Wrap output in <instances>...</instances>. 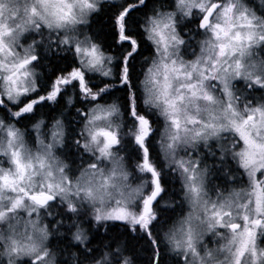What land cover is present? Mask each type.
Returning a JSON list of instances; mask_svg holds the SVG:
<instances>
[{"label":"snow or ice","instance_id":"1","mask_svg":"<svg viewBox=\"0 0 264 264\" xmlns=\"http://www.w3.org/2000/svg\"><path fill=\"white\" fill-rule=\"evenodd\" d=\"M144 5L145 0H126L114 6L117 43L130 49L123 55L118 73V82L132 88L127 111L122 113L116 103L100 102L111 95V80H101L102 86H97L89 75L112 77L106 65L113 57L106 56L94 39L79 40L73 35L78 25L87 23L89 13L96 11L97 0H24L22 14L19 0H0V109L18 123L42 104L58 102L71 88L78 99L91 105L82 114L80 135L83 149L93 156V162L73 182L66 174L68 166L54 154L56 146L63 143L61 120L52 124L50 142L38 139L39 150L33 154L25 132L0 119V164L9 165L7 169L0 166V224H8L6 231L0 229V245L8 264H18L21 257H28L29 264H55L47 247L50 232L42 225L41 210L57 198L67 203L71 213L78 212L77 200L86 202L94 209L96 221H124L132 231L139 229L144 236L152 237L158 220L154 207L163 191L162 173L150 149L155 132L152 121L140 110L134 86L130 85V62L139 44L129 34V19ZM194 9L201 13L198 27L208 38L203 41L200 56L190 63L173 58L185 44L177 32L175 12L156 13L144 25L146 38L155 45L159 60L153 61L141 82L143 103L164 118L161 148L180 171L184 198L199 213L182 220L167 236L174 249L193 257L192 264H217L218 254H225L219 264H264V248L258 244L264 238V104L241 107L240 97L233 91L234 81L241 79L249 87L264 89V61L250 62L253 49L264 45V16L250 15L242 0H177V10L184 17L191 16ZM44 29L63 32L62 39L57 37L58 46H69L78 63L70 70L62 69L40 94L35 72L40 42L34 40L24 47L21 37L29 32L43 36ZM212 81L222 85L226 102L213 94L218 86ZM68 103H72V97ZM121 115L126 118L124 123L118 122ZM42 123L34 126L37 131ZM227 131L236 133L243 144L239 151L235 150L239 143L233 146V158L247 173L250 185L248 190L211 201L205 199V170L191 159L177 161L175 153L181 145L195 147L200 141L207 144ZM124 137L139 151L137 170L147 178L135 188L129 183L130 174L117 147ZM105 162L111 167H101ZM148 188L151 191L145 194ZM21 210L29 217L22 229ZM218 229H226L230 238L220 248L209 249L201 256L203 235H220ZM74 238L86 239L79 232Z\"/></svg>","mask_w":264,"mask_h":264},{"label":"trees","instance_id":"2","mask_svg":"<svg viewBox=\"0 0 264 264\" xmlns=\"http://www.w3.org/2000/svg\"><path fill=\"white\" fill-rule=\"evenodd\" d=\"M170 0H145V5L138 11L134 12L129 19V34L133 35L139 44L137 52L134 54L130 62L131 80L130 85L134 86L137 102L142 112H146L155 130L154 135L150 141V149L152 153L153 161L158 164L162 173V188L163 191L158 197L161 203L155 205V211L158 215V220L155 222L153 228L152 237H146L137 229L131 230V225L119 221L110 220H95V211L85 205H77L79 209V217L77 220L73 218V214L67 210V203H61L56 209L54 214L56 221L52 224L49 223V238L47 241V247L51 251L54 257L55 264H186L182 256L177 251L172 250V243L169 242L167 236L172 225L183 217L185 211L184 189L183 182L180 173L175 167L168 163L163 157L161 147L159 146L160 140L157 139V134L161 129L162 120L156 110L147 108L143 102L142 92V74L145 63V57L152 54V47L149 40L146 38L142 25L146 22V16L151 12L157 10L160 7H166ZM248 2L254 0H247ZM258 4L264 5V0H258ZM126 0L119 3L106 1L101 3L99 9L90 17L89 24L92 36L102 46V50L107 54H112L117 57V63L113 65V77L103 78L98 74L92 76L91 83L93 85L102 86L101 80H111L112 87L110 89L111 95L105 97V102H116L121 107V111L126 112L128 107L129 96L131 94V87H124L118 82V73L120 61L123 54H126L128 46L117 44V35L114 29V19L117 7L121 4H125ZM127 2H129L127 0ZM117 6V7H114ZM262 15L264 16V6ZM181 32H183L181 30ZM123 52V53H122ZM116 53V54H114ZM44 63L47 64V75L43 77L45 83H50L55 78V73H61L62 69L68 70L69 66L76 65V59L70 58L68 55L57 57L56 52L49 53ZM54 55V56H53ZM92 74H90L91 76ZM78 99V98H77ZM65 104V103H64ZM63 100L61 99L60 105L55 111V107H51L48 104H42L36 109L38 114L44 115L45 110L48 112H56L57 114L64 116L66 119L67 136L65 139L64 149L73 152L76 157L74 160L69 156L68 161L80 160L83 151L82 148H78L77 144L69 146L71 124L70 115L67 114V107L62 110ZM80 108L85 109L83 102L79 103ZM9 108V104H7ZM69 115V116H68ZM0 118L9 121V112L4 109L0 111ZM126 118L124 117V120ZM19 127H23L24 131H28V125L18 124ZM127 131V128L124 129ZM126 150L130 151L125 155L127 160V168L131 170L129 165V159L134 156L137 151L130 147L131 143L127 140ZM208 152V151H207ZM206 152V153H207ZM205 157V156H203ZM206 157H208L206 155ZM209 158V157H208ZM230 159V158H228ZM205 161V159L203 158ZM67 161V162H68ZM211 162V166L208 167V184L212 192L216 189V192H226L231 187H237L236 182L240 179L245 180L244 170L239 166L230 165L234 169L229 173H223L220 171H214L213 166L214 159L211 158L208 163ZM206 163V165L208 164ZM215 172V173H214ZM235 179V181H234ZM242 185V184H241ZM244 186V185H242ZM240 187V185L238 186ZM82 234L86 239L83 241H77L74 237L78 234ZM155 241V242H152Z\"/></svg>","mask_w":264,"mask_h":264},{"label":"rangeland","instance_id":"3","mask_svg":"<svg viewBox=\"0 0 264 264\" xmlns=\"http://www.w3.org/2000/svg\"><path fill=\"white\" fill-rule=\"evenodd\" d=\"M106 1L119 3V2H123L125 0H97L96 11L99 9L101 3H105ZM128 1H129L128 3L135 2V0H128ZM258 2H259L258 0H254V2H252V1L248 2L247 0H242V6L248 10V13L250 15L254 14L256 17L259 18V17L263 16L261 14L262 11H260V10H263L264 5L258 4ZM23 6H24V0H19V7L21 9V14L23 11ZM165 6L166 7H163V8L160 7L157 10L151 12L149 15L146 16L145 20H147L149 17L153 16L156 13L175 12L176 20H177V25H176L177 26V32L179 33L180 37L183 40H185V44L180 46L178 57L174 56L173 58L174 59L178 58L180 60H183L185 63H190V62L194 61L198 56H200L203 41H205L208 38V35L205 34V31L198 27L201 13L199 12V10L194 9L193 14L191 16L184 17L182 15V13H180L177 10V0H170L167 4H165ZM95 12L89 13V15L87 17V23L86 24H82V25L77 26V32L74 33L73 35L76 38H78L79 40H84L85 38L95 40V37H93L92 33L89 32L90 28L87 27V26H89V24L92 23L89 20H90V17L93 16ZM144 25L142 26L143 30H144ZM181 30L183 32H181ZM145 35H146V33H145ZM58 36L62 39L64 36V33L63 32H52V33H50L49 30L44 29L43 30V36H41V35L36 34L34 32H29V33H25L24 36L21 37V44L24 47H27L28 45L32 44L34 40L40 42V46L37 48V52L39 53L40 56L45 55V54L48 55L49 53H51V51H52L51 48H53V46H54V50L61 49L60 52L62 54L68 55L72 59L73 58L76 59V61L78 63V57L75 56L73 51L69 50V46L62 45V44H60L58 46V44H59V41L57 40ZM95 42H97V41L95 40ZM149 42H150L151 47H152V54L147 55L144 59L146 65H144V69H143L144 71L142 74L141 82L144 80L146 70L152 65L153 61L159 60V56L156 52L155 45L151 41H149ZM117 44H119V43H117ZM49 45H50V47H49ZM17 50L21 51V49H17ZM105 55L106 56L110 55L113 57L112 62L110 64L106 65V68H111V70L113 71V65H114V63L115 64L117 63V57L115 55H111V54H107V53H105ZM122 59H123V56H122ZM261 61H264V45L257 46L253 49L252 59L250 62L259 63ZM39 65H40V63H37L35 66V72H36L37 76H38L39 70H40L38 68ZM73 66H76V65L74 64ZM94 75L95 74H92L91 76H94ZM211 83L218 86L217 90L214 91L213 94L219 100H223L226 102V97H224L222 95V85H219L218 81H212ZM37 84H38V80H37ZM50 84H51V82L46 85L47 86L46 89H48V86ZM141 85H142L143 100H144L145 99V92H144V87H143L142 83H141ZM46 89H45V91H46ZM233 91H234L236 96L240 97L239 103H240L241 107H243L246 104H251L253 107L259 106L260 104H264V89L260 88L259 86L249 87L248 82L245 80L241 79V80L234 81ZM69 97H72V103L74 101H76V102L78 101V103L83 102L85 105V109L76 108L75 116H73V119L76 120V122L71 124L72 128H70V133L72 134V136H71L70 142L68 144L69 146H71V144L72 145L77 144L78 148H82L84 155H82V157L79 158L80 160L75 161V165L73 164L74 161H68L69 159L67 156L72 158V160H74L76 157H74L75 154L73 152L71 153L69 150L64 149L65 139H66L67 132H68L66 129L65 120H63V128H64L63 143L56 146V148L54 149V154L64 164H66L68 166V168L66 170V174L70 176V178L73 180V182H75L76 178L80 175L83 168L87 167V165L89 163L93 162L92 153L86 152L82 147L84 140H83L82 136L80 135L81 129H82L83 123H84L82 114L88 108H90L91 105H89L82 98L77 100L76 93L71 88H69L64 93V96L62 97V99H64V98L67 99V103H68ZM4 99L6 100V97ZM25 102H27V101H25ZM100 102L105 103V100L100 101ZM48 103L51 104L53 102H48ZM64 103H66V100H64ZM107 103L111 104V103H116V102H113V101L109 102L108 101ZM144 106L147 108H150L149 106H147L145 104H144ZM121 112L123 113V111H121ZM157 113H158V111H157ZM71 117H72V115H71ZM160 117L162 120V124H161V129L159 130V132L157 134V139L160 140L159 146L161 147V142L164 139L162 134H163L164 129H165V121H164V118L162 116H160ZM61 118H62V116L58 117L56 115V116H53V118L51 120L50 119H47V121L46 120H40L39 122L43 121V123L40 124L39 131H37L36 128L34 127L39 122L36 124L30 125L28 127V129H29L28 131L22 130L26 134V141H27L28 147L31 149L33 154H36V152L39 150L38 139H43L45 141V143L50 142L52 124L57 119L62 121ZM118 122L124 123V116L123 115H121V117L118 118ZM6 123L15 124L14 122H11V121H8ZM15 126H16V124H15ZM17 128L21 129L20 127H17ZM128 139H129L128 137H124V142L117 147L119 150V155L121 157H123L124 166H125L126 170L128 171V173L130 174L129 175V183H130L131 187L135 188L137 186L143 185L147 178L144 176V174L140 173L137 170V165L140 162V153L137 150L136 146L132 143H131L130 147L137 152L134 156H131L129 159V165H131V170H128V168H127V160H126L125 155L130 153V151L126 150V146H127L126 142ZM77 141H79V144L77 143ZM237 143H239V147H237L235 150L239 151L240 147H243V144H242V142L239 141L238 135L232 131H227V132L221 133L219 138L210 139L207 142V144H205L204 141H200L195 145V147H193L192 145H181L180 147L177 148L176 153H175V159L177 161H179V160H190L191 159V160L197 161L198 166L201 169L205 170V191L207 193L205 199H209L211 201L222 200L224 198L229 197L234 192H240V191H244V190L249 189L250 181H249V178L247 176V173H245V172H244L245 180H242V179H240V181L236 180L238 186L240 185V187L233 186L229 190H227L226 192H221V191L216 192L217 188H215L214 192H212V190L210 189V186L208 184L209 179H208V168H207V166L208 167L211 166V162L208 163L209 160H211V158L214 159V162H213V166L215 167L214 171L229 173L230 170L234 169L233 167H229L230 165L239 166L238 161L233 158V146ZM161 151H162L163 157H165V159L168 161V163L171 164L169 162L170 158H167L165 156V153L162 150V148H161ZM206 155L209 158L206 157ZM203 156H205V157H203ZM66 158L68 160H66ZM203 158L205 159V161L203 160ZM228 158H230V159H228ZM206 163H208V164L206 165ZM171 165H173L175 167V169L180 173V171L176 168V166L174 164H171ZM0 166H3L6 169L9 167L7 162H3L2 164H0ZM101 167L110 168L111 165H109V164H107V162H105L104 164L101 165ZM262 178H264V177H262ZM181 179L183 182L182 177H181ZM234 181H235V179H234ZM241 184L244 186H242ZM150 191H151V188H148L145 194L150 193ZM158 201H159V199H158ZM64 202L65 201L61 200L60 198H57L55 200V202L50 203L51 206L49 208L41 210L42 225H46L49 228V223L52 224L54 221H56L54 209H56L61 203H64ZM159 203H161V201H159L157 203L158 206H159ZM76 205H85V206L92 208L91 205L87 204L86 202L79 201V200L76 201ZM185 207L186 208L184 209L185 211L183 212V214H184L183 217L178 219L175 222V224L172 225L171 229L173 227L179 226L180 222L182 220H184L185 218H187L189 215H192L193 218H195L199 214L197 212V210L195 208H193V206L187 200L185 202ZM130 210L138 211V209H136V208H132ZM154 210H155V207H154ZM79 215H80V213H79V209H78V212L73 214V218L75 220H77ZM19 217H20V223H21V229H22L24 221L28 220L29 217H28V214L23 210L20 211ZM32 218L34 219L35 216H33ZM110 221H118V220H110ZM119 222L124 223V221H119ZM196 223H198V221H196ZM0 229H3L6 231L8 229V224L7 223L0 224ZM218 232L220 235H213L212 233H205L203 235L201 242L199 244V251H200L201 256H203L205 254V252L209 249L220 248L222 245H224L227 242V238H230V233H228V231L226 229H218ZM166 237H168V236H166ZM221 237H224V238H221ZM258 244H259V247L264 248V238H261L260 240H258ZM171 245H172L171 251H176V252L178 251L179 254L182 256V258L184 259L186 264H192L193 257L190 254H186L183 251L176 250V249H174L173 244H171ZM2 253H3V246L0 245V264H8V257L6 255H3ZM224 259H225V254H218L217 264H219V261H223ZM18 264H29V258L28 257L19 258ZM197 264H198V262H197Z\"/></svg>","mask_w":264,"mask_h":264},{"label":"flooded vegetation","instance_id":"4","mask_svg":"<svg viewBox=\"0 0 264 264\" xmlns=\"http://www.w3.org/2000/svg\"><path fill=\"white\" fill-rule=\"evenodd\" d=\"M143 26V25H142ZM51 52L53 53V52H56V55L55 56H57V57H62L63 56V54L60 52L61 51V49H56V50H54V46H53V48H51ZM123 53V52H122ZM114 54H116V53H114ZM111 55H113V53L111 54ZM124 55V54H123ZM48 56H50L49 54L47 55V54H45V55H42V56H40V59H39V61H38V63H40V65H39V74H38V84H37V86H38V88H40L41 89V92H40V94H44L45 93V89H46V85L47 84H49V83H45V81H43V77L45 76V74L47 75V68H46V66H47V64H45L44 63V61H45V59H47L48 58ZM54 56V55H53ZM71 67H73V65H71V66H69V68H68V70H70L71 69ZM57 75H59V73L57 72V73H55V77L57 76ZM47 90V89H46ZM61 99L62 98H60L59 100H58V102H53V103H51V104H49L48 102L47 103H44V104H48L49 106H51V107H55V111L57 112V108H59L58 106L60 105V101H61ZM63 100V105H62V110H64L65 109V107H67V114H69L70 115V119L69 120H72V122L73 123H75L76 122V120H74L73 119V116H75V112H76V108H80V106H79V103H78V101L76 102V101H74L73 103H71V104H69V103H67V99H62ZM64 100H66V103L64 104ZM78 100V99H77ZM25 103H27V102H25ZM42 106V105H41ZM9 108H11V105L9 104ZM38 108V107H37ZM36 108V109H37ZM0 111H1V109H0ZM49 110H45V112H44V115H41V114H38L37 112H36V110H35V113L34 114H28V115H26L23 119H20L19 120V122L17 123L16 121H15V119L14 118H12L11 116H10V113H9V121H11V122H14L15 124H16V126L17 127H19L18 126V124H24V125H28V126H30V125H33V124H36V123H38L40 120H46L47 121V119H52L53 118V116H61V115H59V114H57L55 111L54 112H48ZM68 115V116H69ZM71 115H72V117H71ZM1 119V118H0ZM62 123H63V120H66L65 118H64V116H62ZM74 120V121H73ZM21 128V130H24L23 129V127H20ZM74 165H75V162L73 163Z\"/></svg>","mask_w":264,"mask_h":264},{"label":"water","instance_id":"5","mask_svg":"<svg viewBox=\"0 0 264 264\" xmlns=\"http://www.w3.org/2000/svg\"><path fill=\"white\" fill-rule=\"evenodd\" d=\"M199 23H200V21H199Z\"/></svg>","mask_w":264,"mask_h":264}]
</instances>
